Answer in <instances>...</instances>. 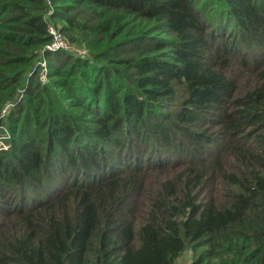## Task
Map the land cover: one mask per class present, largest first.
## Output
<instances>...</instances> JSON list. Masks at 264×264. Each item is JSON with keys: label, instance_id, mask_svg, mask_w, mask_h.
<instances>
[{"label": "trees", "instance_id": "16d2710c", "mask_svg": "<svg viewBox=\"0 0 264 264\" xmlns=\"http://www.w3.org/2000/svg\"><path fill=\"white\" fill-rule=\"evenodd\" d=\"M191 246L264 264V0H0V264Z\"/></svg>", "mask_w": 264, "mask_h": 264}, {"label": "rangeland", "instance_id": "374dc122", "mask_svg": "<svg viewBox=\"0 0 264 264\" xmlns=\"http://www.w3.org/2000/svg\"><path fill=\"white\" fill-rule=\"evenodd\" d=\"M53 8H51V12L50 15L53 13ZM81 13L79 14L80 18L84 21H89V22H96L97 18L92 14L91 11L89 10H81ZM232 42H235V40H232ZM74 49L76 50H82L85 51L83 49H80L78 47H74ZM75 52V51H74ZM45 66H47V63L45 62L44 64ZM44 77V76H43ZM46 77V76H45ZM248 80H251V78H248ZM247 84V82L245 83L242 82L243 87ZM201 250H204L203 248L200 249L199 251H197V249H193L192 246L189 247L186 252L178 259V263L179 264H192L193 261L196 259V256L201 252Z\"/></svg>", "mask_w": 264, "mask_h": 264}, {"label": "built area", "instance_id": "2783aa9c", "mask_svg": "<svg viewBox=\"0 0 264 264\" xmlns=\"http://www.w3.org/2000/svg\"><path fill=\"white\" fill-rule=\"evenodd\" d=\"M50 34L52 36L53 41L48 44L45 48L46 51H50V52H57L59 50H70V49H74L70 46V44L67 42V40L64 38V36L58 32V30H56L53 26L50 27L49 29ZM73 51L81 54V55H85L86 51H82V50H76L74 49ZM45 61L42 62V66L44 67V70L42 72V78L45 80L46 79V66L44 65ZM44 76V77H43Z\"/></svg>", "mask_w": 264, "mask_h": 264}]
</instances>
